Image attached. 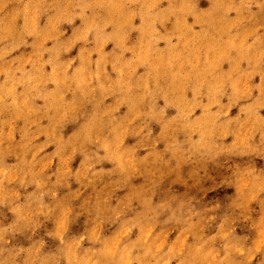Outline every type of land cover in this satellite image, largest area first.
<instances>
[{"label": "rangeland", "instance_id": "obj_1", "mask_svg": "<svg viewBox=\"0 0 264 264\" xmlns=\"http://www.w3.org/2000/svg\"><path fill=\"white\" fill-rule=\"evenodd\" d=\"M0 264H264V0H0Z\"/></svg>", "mask_w": 264, "mask_h": 264}]
</instances>
